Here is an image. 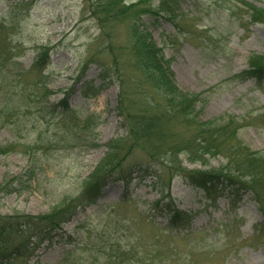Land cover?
Returning a JSON list of instances; mask_svg holds the SVG:
<instances>
[{"label": "rangeland", "instance_id": "rangeland-1", "mask_svg": "<svg viewBox=\"0 0 264 264\" xmlns=\"http://www.w3.org/2000/svg\"><path fill=\"white\" fill-rule=\"evenodd\" d=\"M96 1L0 0V145L12 142L0 153V221L24 227L25 215L77 205L44 239L21 230L8 242L9 250H18L7 264H264V181L255 185L252 174L221 151L192 162L183 150L194 136L195 142L204 136L264 163V76L242 72L249 56L264 55V22L245 12L264 11V0H179L172 19L140 14L145 41L162 48L176 84L200 95L196 119L218 128L208 138L193 130L194 120L168 113L166 137L152 147L132 141L117 108L121 81L132 106L147 97L138 86L145 74L134 53L138 45L128 34L132 19L126 14L100 25L92 14ZM233 2L235 14L234 7L223 8ZM39 55L43 62L33 66ZM63 96L71 119L57 126L50 112ZM89 114L97 116V126L82 147L68 146ZM40 132L58 146L39 159L40 150L26 148ZM65 137L74 140L60 143ZM108 144L120 160L115 176L128 179L107 182L101 196L87 202L82 188ZM174 145L179 152L171 163L163 154ZM235 149L233 157L240 155ZM195 169L223 181L207 191L179 174ZM229 173L245 183H227L221 175ZM166 204L183 211L185 222L172 223Z\"/></svg>", "mask_w": 264, "mask_h": 264}, {"label": "trees", "instance_id": "trees-1", "mask_svg": "<svg viewBox=\"0 0 264 264\" xmlns=\"http://www.w3.org/2000/svg\"><path fill=\"white\" fill-rule=\"evenodd\" d=\"M149 1L150 0H139L136 3L131 2L129 4H126L124 0H99L98 2L96 1V3H93L94 5L92 9V14L95 15L100 25L105 24V21L107 19L118 21L120 20V18L128 16L126 14H129L132 19L131 23H129L128 25V34L130 35L131 40L138 45L134 47V53L138 54L137 57L139 58V62L142 64V70L145 73L144 78L141 77L142 80L139 81V84L143 83L144 85V83H148V87L151 90L149 92L147 85H138L142 90L146 88L143 93H146L147 97L146 99H144L145 103H140L141 106L137 104L136 108L135 104L132 106L129 98L127 99V91L124 90V83L122 81L120 82L119 85L121 87V91L117 108L119 109V113L124 118V124L127 123L126 128L128 130V133L131 134V136L133 137L132 141L136 144L138 143V141L140 142V140L142 141V143L150 145V147L155 146L157 142L162 143V139L166 137L167 134L165 126H167L168 124V119L165 114L170 113L182 117L184 119V123L188 122V120H194L196 125L194 126L193 130L196 129L195 132L197 134H205L206 137L213 136L211 133L218 130V128H214L217 125H212L211 121L209 120L202 121L198 120V118L196 119L195 117L196 112L194 106L197 101H201L200 95L198 93L191 94L186 90H183L176 84L174 73L170 69L168 59H166L163 55L162 48L153 43L152 40H149L147 42L145 41V28H142L138 23V19L141 17L140 14L144 13L150 15L164 13L166 16H168V19H172L173 8L177 5L179 0H155L154 6H151ZM227 1L232 2L233 0ZM139 4L141 5L138 6ZM235 6H237V4L233 2L232 4H230V6H225L223 8L230 12V9L234 7L231 13L235 14L234 12L237 8ZM258 11H261L262 14H258ZM245 12L246 14H248L249 18L251 17L254 20L264 22L263 10L254 9L253 11L252 9H247L245 10ZM263 56H249L248 66L242 71L243 74L263 77ZM3 60L4 57L2 59L0 57L1 68L4 67ZM42 62L43 57L39 55L35 59L33 66L39 65ZM119 79V76L115 78V80L117 81ZM156 93L159 98L155 96ZM66 99L67 97H64L62 99L63 102H57L52 106V111L50 113H54V117L58 118V121L56 122L57 126H66V121L71 119L69 117V112L72 110V108L68 106ZM133 107L135 109H133ZM88 117L90 118V120H87L88 122L83 123L81 128L78 127L80 130V135L77 136L76 133L73 135V137H75V141H72L74 140L73 138L72 140H69L70 137H65L61 138V141L59 142L61 143L72 141V143L68 146L72 148H74V146H77L79 148L82 147V140L87 139L86 132L90 129H93L98 124L97 116L89 114ZM190 117L193 118L189 119ZM19 119L21 120L20 116L16 117L13 122H17V120ZM91 119L93 121H91ZM13 122L11 121V123ZM203 124H205V127L202 126ZM224 126L221 128H224ZM196 139V136H194L192 140L190 139L183 146V150H185L189 155L188 159L190 161L195 162L196 160H202V156L204 154L211 153L213 150H216L217 152L221 151L220 153L227 156L229 160L234 163L238 170L246 168L250 172V174H252L254 180L251 182H253L255 185L264 181V163L262 162V159H259V157H256V155H254L255 153L248 152L241 149L240 147H233L231 144L224 141H222L223 144H221V141L218 143L215 141H209L206 140L204 136L198 138L199 141L197 142H195ZM16 142L17 141H14L13 145H15ZM27 144L31 145L32 147H29ZM27 144L24 145L28 146L26 149H28L29 152L31 149H34L33 152H39L37 150H40V156H37V158L39 159L41 158V155H49L50 150L58 146L56 145L54 136H52L51 134L46 135L45 133L43 135L42 132L38 134L34 143ZM8 145H12V142ZM226 145H228V149ZM9 146L7 147L6 145L5 147V145H0V153L7 152ZM174 147L175 145L172 147V149L170 148L168 154L170 158L167 154H163V157L167 158V161L171 163L174 162L171 154L173 152H179L178 150H174ZM107 148L108 149L105 156L98 162L95 168L86 177V182L82 188L81 195L84 197L83 199L87 200V202H95L97 198L101 196L103 188L107 184V182L113 180L127 181L128 179L126 178V174H123L122 177L115 176L114 171L120 164V160L116 154L117 150H115L112 145L108 144ZM154 148L156 149L159 147L156 146ZM235 148L240 151V155L233 157L236 152ZM149 156H153V154L151 153L148 155V157ZM258 168L261 169L258 171ZM179 174L181 176L188 177L189 182H191L192 184H196L207 191H209L210 188L215 187L219 182L223 181L219 177L220 174L216 175L211 171H204L200 169L190 171L187 170L186 173L179 172ZM221 176H223L225 181L229 184L235 182L245 183L244 181H240L242 180L240 174L235 175L229 173ZM246 187L250 188L252 187V185H248ZM67 206L70 208L69 212L68 210L60 206L58 207V209L52 210L42 215H25L23 220L24 227L21 225L19 227V225L12 221H6V223L4 221H0V264H7L8 261L14 260L15 255L13 254V252L17 251L18 248L15 247L13 250H9L8 242H12L14 236L21 232V230H24L25 232H34L36 230L34 232L35 236H40L39 238L44 239L52 230L60 228L61 223L69 218V215L74 212L77 205H75L72 201ZM166 206L167 211L170 212V220L172 223L182 224L183 222H185L184 220L187 218V216L183 211L175 208L174 206H170L169 204H166ZM16 254H18V252Z\"/></svg>", "mask_w": 264, "mask_h": 264}]
</instances>
